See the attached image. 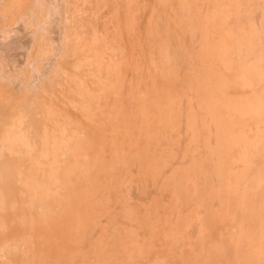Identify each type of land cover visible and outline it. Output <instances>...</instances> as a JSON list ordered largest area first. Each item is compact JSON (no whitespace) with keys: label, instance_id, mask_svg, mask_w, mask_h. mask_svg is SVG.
<instances>
[{"label":"bare ground","instance_id":"bare-ground-1","mask_svg":"<svg viewBox=\"0 0 264 264\" xmlns=\"http://www.w3.org/2000/svg\"><path fill=\"white\" fill-rule=\"evenodd\" d=\"M0 264H264V0H0Z\"/></svg>","mask_w":264,"mask_h":264}]
</instances>
